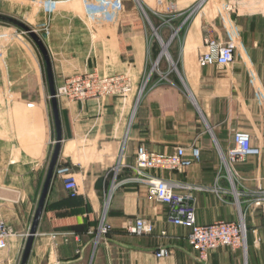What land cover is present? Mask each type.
Wrapping results in <instances>:
<instances>
[{
  "label": "crops",
  "instance_id": "obj_1",
  "mask_svg": "<svg viewBox=\"0 0 264 264\" xmlns=\"http://www.w3.org/2000/svg\"><path fill=\"white\" fill-rule=\"evenodd\" d=\"M10 1L8 11L22 12L43 40L56 89L78 79L75 86L85 93L57 97L61 149L26 264H264V205L255 203L264 188V0H232L235 13L224 11L225 0H204L186 23V12L200 0H141L159 19L156 27L170 13V24L158 27L166 42L135 23L131 0ZM205 36L233 42L234 60L201 67ZM33 43L27 44L32 76L12 78L7 53L0 54V217L13 231L0 249V264H20L56 139L52 121L38 142L39 156L30 158L5 136V84H42ZM11 92L12 98L22 93ZM27 93L49 97L48 87ZM235 131L250 133L260 153L234 164L231 181L220 152L233 145ZM139 146L163 156L183 147L192 160L191 149L198 148L199 160L188 167L145 170L185 186L178 191L195 197L198 224L238 222L241 213L245 248L219 247L200 259L187 241L189 229L170 223L166 205L145 185L113 187L134 174ZM69 174L79 183L74 197L63 185ZM218 174L215 192L186 188L211 186ZM107 197L111 228L98 235ZM137 217L150 221L151 234L127 232ZM160 249L168 253L156 256Z\"/></svg>",
  "mask_w": 264,
  "mask_h": 264
},
{
  "label": "built area",
  "instance_id": "obj_2",
  "mask_svg": "<svg viewBox=\"0 0 264 264\" xmlns=\"http://www.w3.org/2000/svg\"><path fill=\"white\" fill-rule=\"evenodd\" d=\"M204 0L199 1L198 8L202 5ZM143 14L149 20L147 13L143 7H141ZM197 8H192L185 14L183 23L189 21ZM236 3L232 0H225L224 11L226 13L236 12ZM167 18L162 17V22L154 29V33L157 34V29L160 26L169 25L172 18L169 17L170 13H166ZM178 29L173 30L171 38L175 36ZM206 47L198 57V64L201 67L209 65L224 66L231 63L235 58V46L234 43L221 42L205 36L203 39ZM75 81L66 82L65 85L56 89V96L61 94H70L76 98H82L85 96L84 91L75 84ZM233 145L228 150L221 153V160L226 170V174L232 181L233 179V166L238 162H244L250 156L259 155V147L253 145L251 135L247 131H235L233 134ZM186 149L183 147H177L174 155H158L148 152L144 147L139 146L136 153V166L134 168V174L121 180L119 183H114L113 187L119 184L140 183L146 186L147 191L151 197H154L158 201L164 203L167 207V220L173 225H180L187 227L189 232L187 234V241L189 245L197 252L200 259H205L208 253L219 247L228 246L231 248H245L246 245V225L242 214L239 215L238 222L218 220L209 224H198L196 219V204L195 197L192 194L182 195L178 190L185 188V186L179 183L157 177L145 169L148 167H188L192 164L193 160H199V149L193 147L191 154L193 160L185 156ZM118 166L113 169V177L117 176ZM221 175L218 174L215 182L211 186L206 185H192L186 188L193 189L195 191L203 192H215L218 189V182L221 179ZM63 185L68 194L72 197L79 193V183L77 179L69 174L64 177ZM258 196L255 203L257 205H264V188H259ZM237 196L238 193H235ZM108 202V200L105 202ZM108 207V204H107ZM107 208L104 210L106 213ZM105 213L102 216L100 225L98 226V235L107 234L110 231V225L105 221ZM127 232L133 235H149L153 232V227L150 221L145 218L137 217L133 224L127 227ZM12 228L0 217V249H4L7 246V237L12 234ZM168 253L166 249H160L156 252V256L160 257Z\"/></svg>",
  "mask_w": 264,
  "mask_h": 264
},
{
  "label": "rangeland",
  "instance_id": "obj_3",
  "mask_svg": "<svg viewBox=\"0 0 264 264\" xmlns=\"http://www.w3.org/2000/svg\"><path fill=\"white\" fill-rule=\"evenodd\" d=\"M131 1V3H133V13L138 17V20H135V23H140V25L146 29L144 32L147 33L148 37L150 34H153V40L166 42L165 39H160L159 36L161 35L159 34V30L157 29V36L154 33V29L152 28V26L156 28L155 23H158L159 19L154 20L150 16V12L143 5L141 0ZM12 5L14 4L10 0H0V13L16 17L26 23V17L23 18L24 16H22V12H16L15 9H13V11H8L11 9ZM199 5L200 4L198 2L192 8H198ZM120 6L121 4L119 2V8ZM141 7L145 9L149 20L143 14ZM164 18L167 17H163V19ZM28 43L32 44L33 42L30 37H28V35L21 29L8 23L0 22V54H2L3 51L7 53V72L12 76V78H23L24 74H31L32 76L31 60L33 62V57L30 54V49L27 45ZM36 55L41 68L42 84L33 80L28 82L13 81L6 83L5 89L7 96L5 98H1L4 100L6 105L5 116L7 118L9 129V131H6L5 136L8 139H11L13 143H16L18 150L21 151L23 155L26 154L30 158L39 156L38 142L42 138L43 129H45V126H51L53 121L50 100L48 96L42 98H30L28 95H26L29 91H34L41 88L47 90L48 87L47 81L45 79L46 76L42 56L39 51L36 53ZM13 90L21 91L22 93L15 94L14 98H12L11 91ZM107 200L108 197L106 198V201ZM102 210L104 214L105 205L103 206Z\"/></svg>",
  "mask_w": 264,
  "mask_h": 264
},
{
  "label": "water",
  "instance_id": "obj_4",
  "mask_svg": "<svg viewBox=\"0 0 264 264\" xmlns=\"http://www.w3.org/2000/svg\"><path fill=\"white\" fill-rule=\"evenodd\" d=\"M0 22L8 23V24L18 27L23 32H25L37 46L42 56V59L44 61V65H45V73H46L48 89H49L50 108H51V113H52V118H53V124H54L55 131H56L55 143H54L51 155H50L45 178H44V181L41 187L38 202H37L34 214H33L32 222L30 225V229L27 235L26 243L23 249L21 260H20V264H26L30 251H31V247L34 241L35 234L37 233L39 220L41 218V215L44 209L45 200L47 197L49 187L51 185V181L55 173V168L57 165V160H58L60 149H61V141H62L61 120L59 116L58 99L56 96V87H55V82H54V77H53L51 60H50L49 52L43 40L29 25H27L25 22L21 21L20 19L16 17L0 13Z\"/></svg>",
  "mask_w": 264,
  "mask_h": 264
},
{
  "label": "bare ground",
  "instance_id": "obj_5",
  "mask_svg": "<svg viewBox=\"0 0 264 264\" xmlns=\"http://www.w3.org/2000/svg\"><path fill=\"white\" fill-rule=\"evenodd\" d=\"M108 203V202H107ZM106 206V205H105Z\"/></svg>",
  "mask_w": 264,
  "mask_h": 264
}]
</instances>
